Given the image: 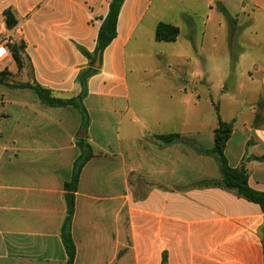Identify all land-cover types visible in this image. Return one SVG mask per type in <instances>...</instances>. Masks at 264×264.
Segmentation results:
<instances>
[{"label": "crops", "instance_id": "obj_1", "mask_svg": "<svg viewBox=\"0 0 264 264\" xmlns=\"http://www.w3.org/2000/svg\"><path fill=\"white\" fill-rule=\"evenodd\" d=\"M111 2L0 0V73L9 72L0 82V264H66L64 184L82 154L79 141L90 145L93 157L74 193L73 264H162L164 255L167 264H264L260 206L234 190L201 185L222 181L216 159L198 151L213 148L218 120L202 128L199 96L188 88L181 91V113L172 100L145 96L153 90L140 79L147 59L168 72V49L181 37L180 31L175 42H157L156 27L165 22L179 28L169 13L184 6L182 0H124L116 37L101 52L98 35ZM224 2L190 0L185 6L201 3L211 15L227 11ZM6 11L16 17L14 28L6 25ZM234 17L237 66L251 51L243 41L261 43L264 0H234ZM185 19L193 34V19ZM22 40L19 70L7 44ZM262 58L256 101L264 94ZM89 69L94 73L82 87L78 77ZM25 83L60 99L82 95L85 114L46 106L34 90L14 87ZM256 101L248 122L230 120L225 156L230 167L248 173L253 189L264 192V115L259 119ZM176 121L181 127L174 130ZM173 133L179 135L175 141L158 138Z\"/></svg>", "mask_w": 264, "mask_h": 264}, {"label": "rangeland", "instance_id": "obj_2", "mask_svg": "<svg viewBox=\"0 0 264 264\" xmlns=\"http://www.w3.org/2000/svg\"><path fill=\"white\" fill-rule=\"evenodd\" d=\"M189 1L182 0L184 6L175 5L169 13L170 18L179 24L181 31L180 43L175 49H168L172 56L169 71L162 68L157 70L159 66L155 58L147 59L146 65L143 66L140 79L147 86L153 87V90H146L145 96L148 99L172 100L175 103L176 113H181L184 110L182 101L185 99L181 91L188 88L199 96L198 112L203 129L217 121L215 106L219 107L222 120L230 121L233 117L239 116L237 126H241L243 121L248 122L252 119L250 106L251 102L256 101V91L261 79V73L257 72V68L261 67L263 62L264 34L259 33L257 36L261 41L258 45L243 41L251 51L236 66L240 47L236 41L238 33H234V28L236 29L234 21L237 20L234 17V0H227L228 5L224 2L227 11L219 9L221 11L211 15L203 9L201 3L193 9L188 8L185 5ZM238 5L237 2L236 6ZM186 16L191 17L195 23L193 34L189 22L185 19ZM209 16H211L210 20H208ZM190 36L193 38L191 39ZM251 37L256 38V35L253 34L247 39ZM136 76V73L129 75L132 85ZM132 98H137L135 92ZM257 101L256 104L260 102L257 107L260 119L264 115V94ZM173 126L174 130H177L181 127V123L176 121ZM190 141L196 142L193 139L183 142L188 144Z\"/></svg>", "mask_w": 264, "mask_h": 264}, {"label": "trees", "instance_id": "obj_3", "mask_svg": "<svg viewBox=\"0 0 264 264\" xmlns=\"http://www.w3.org/2000/svg\"><path fill=\"white\" fill-rule=\"evenodd\" d=\"M124 0H112L110 4L109 13L104 20L98 35L97 41V49L101 52L105 50V48L115 39L116 37V29H117V21L119 12L121 10L122 4ZM226 11L225 9H222ZM6 17V25L9 29L14 28L17 25V20L14 14L10 11H6L4 13ZM237 30L234 28V33ZM180 35V30L178 27L160 22L155 31V40L157 42H175ZM7 47L11 52V55L18 65L19 70H22L24 67L23 61V53L25 49V42L22 40L20 43H8ZM94 73L92 69H89L78 77V82L82 87H84L87 83L88 78ZM9 74V72L4 71L0 73V82L2 77ZM14 87L18 88H30L35 91L40 101L50 107H74L78 109L81 113L85 114V109L82 107L80 101L82 99V95L77 98L72 99H60L53 97L51 92L48 89L43 88L38 84H17ZM217 111V120L218 125L214 130V146L210 150H198L201 154L212 156L216 159V162L219 166L222 181H205L202 182V186L206 187H215L222 186L229 190H234L236 194L246 200L255 203L260 206L261 210L264 213V192L253 189L249 185V175L242 168H232L229 166L227 158L225 156V149L227 146V142L231 137L233 132L234 124L233 121L226 122L221 119L218 113V107H215ZM88 120H86V124ZM179 137L178 134H168V135H159L158 138L165 142L175 141ZM184 142L187 139L183 140ZM79 147L82 150V154L74 163L73 174L71 180L64 184V189L66 191L65 199L67 204V212L66 217L62 226V239L64 243V247L66 249V253L68 256V260L66 264H73L75 258V244L71 235V223L74 216V193L77 190L79 176L84 165L93 157V153L89 144L84 141H79ZM186 145L197 147L196 143L190 141V143H186ZM263 241V249H264V237ZM162 264H167V257L164 255Z\"/></svg>", "mask_w": 264, "mask_h": 264}, {"label": "water", "instance_id": "obj_4", "mask_svg": "<svg viewBox=\"0 0 264 264\" xmlns=\"http://www.w3.org/2000/svg\"><path fill=\"white\" fill-rule=\"evenodd\" d=\"M98 61H99V58H98Z\"/></svg>", "mask_w": 264, "mask_h": 264}]
</instances>
